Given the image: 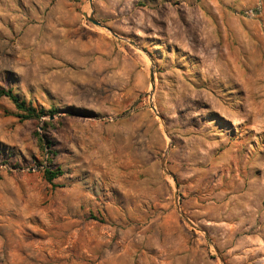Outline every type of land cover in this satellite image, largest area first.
I'll list each match as a JSON object with an SVG mask.
<instances>
[{
	"label": "rangeland",
	"instance_id": "374dc122",
	"mask_svg": "<svg viewBox=\"0 0 264 264\" xmlns=\"http://www.w3.org/2000/svg\"><path fill=\"white\" fill-rule=\"evenodd\" d=\"M0 88V264H264V0H0Z\"/></svg>",
	"mask_w": 264,
	"mask_h": 264
},
{
	"label": "trees",
	"instance_id": "16d2710c",
	"mask_svg": "<svg viewBox=\"0 0 264 264\" xmlns=\"http://www.w3.org/2000/svg\"><path fill=\"white\" fill-rule=\"evenodd\" d=\"M0 98L8 99L9 101H11V103L15 106L17 110L22 112V114L18 115V117L21 120L38 118L41 114L44 113L43 110L41 109L38 110L35 107H33L30 103H27L23 99H21L11 88L9 89L0 88ZM59 174H60L59 170L52 171L46 169L44 172L45 178L48 181H51Z\"/></svg>",
	"mask_w": 264,
	"mask_h": 264
},
{
	"label": "water",
	"instance_id": "95a60500",
	"mask_svg": "<svg viewBox=\"0 0 264 264\" xmlns=\"http://www.w3.org/2000/svg\"><path fill=\"white\" fill-rule=\"evenodd\" d=\"M89 21H90L91 23H93L94 25H97V26L101 25L100 22L96 21V20L93 19L92 17H89ZM150 79L152 80V73H150ZM151 108L153 109L152 106H151Z\"/></svg>",
	"mask_w": 264,
	"mask_h": 264
}]
</instances>
